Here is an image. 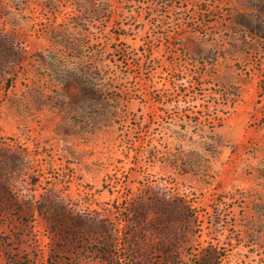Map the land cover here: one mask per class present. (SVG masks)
Masks as SVG:
<instances>
[{
	"label": "rangeland",
	"instance_id": "1",
	"mask_svg": "<svg viewBox=\"0 0 264 264\" xmlns=\"http://www.w3.org/2000/svg\"><path fill=\"white\" fill-rule=\"evenodd\" d=\"M0 264H264V0H0Z\"/></svg>",
	"mask_w": 264,
	"mask_h": 264
},
{
	"label": "trees",
	"instance_id": "2",
	"mask_svg": "<svg viewBox=\"0 0 264 264\" xmlns=\"http://www.w3.org/2000/svg\"><path fill=\"white\" fill-rule=\"evenodd\" d=\"M8 192V188L6 187V184H4L3 186H2V189H0V196H1V198L4 200V201H6L7 199V196H6V194H8L7 193Z\"/></svg>",
	"mask_w": 264,
	"mask_h": 264
}]
</instances>
